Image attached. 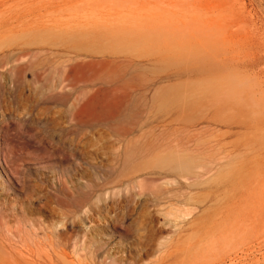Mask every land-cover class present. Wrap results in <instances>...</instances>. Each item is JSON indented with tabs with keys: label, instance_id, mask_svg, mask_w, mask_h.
<instances>
[{
	"label": "rangeland",
	"instance_id": "rangeland-1",
	"mask_svg": "<svg viewBox=\"0 0 264 264\" xmlns=\"http://www.w3.org/2000/svg\"><path fill=\"white\" fill-rule=\"evenodd\" d=\"M0 264H264V0H0Z\"/></svg>",
	"mask_w": 264,
	"mask_h": 264
},
{
	"label": "bare ground",
	"instance_id": "bare-ground-1",
	"mask_svg": "<svg viewBox=\"0 0 264 264\" xmlns=\"http://www.w3.org/2000/svg\"><path fill=\"white\" fill-rule=\"evenodd\" d=\"M176 160V159H175ZM178 163V165L181 167V169H185L187 168V166L189 165L187 160L184 159H179L178 161H176ZM177 165V164H176ZM181 172V171H180ZM190 173V172H189ZM181 174V173H180ZM182 176V175H181ZM106 219V218H105ZM111 219V218H110ZM112 221V220H111ZM4 241V240H3ZM63 247V246H62ZM49 248V247H48ZM52 251V250H51ZM54 251H56L54 249ZM22 252V251H21ZM32 252V251H31ZM62 252V251H61ZM94 252V251H93ZM25 253V252H24ZM95 253V252H94ZM22 254V253H21ZM60 254V253H59ZM62 254V253H61ZM64 254V253H63ZM94 255V254H93ZM168 256V255H167ZM34 257V256H33ZM77 257V256H76ZM73 258V257H72ZM83 259V258H82ZM162 260V259H161ZM159 261V259L157 260ZM90 262V261H89ZM165 262V261H164ZM83 263V262H82ZM95 263V262H94Z\"/></svg>",
	"mask_w": 264,
	"mask_h": 264
}]
</instances>
